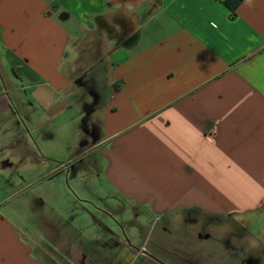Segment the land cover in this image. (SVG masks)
<instances>
[{"label":"crops","instance_id":"0c3cea01","mask_svg":"<svg viewBox=\"0 0 264 264\" xmlns=\"http://www.w3.org/2000/svg\"><path fill=\"white\" fill-rule=\"evenodd\" d=\"M227 1L0 0V264H264V0Z\"/></svg>","mask_w":264,"mask_h":264},{"label":"rangeland","instance_id":"374dc122","mask_svg":"<svg viewBox=\"0 0 264 264\" xmlns=\"http://www.w3.org/2000/svg\"><path fill=\"white\" fill-rule=\"evenodd\" d=\"M104 81L102 80H98V82L96 81V79L94 78H83L80 80V83L83 84L84 86V93H82L81 95V102L82 103H88L85 104V110L87 112L86 114V123L89 125L88 128L93 129L94 131V138H98L99 136V124H100V114H101V110L103 107V103L105 101L106 95L103 93L104 92ZM101 166V164L99 165V167ZM98 182H103L105 183V181L98 175H90V174H86V175H82L81 179L79 181H81L80 183H82V185H87L90 182H94L96 181ZM72 186L69 187L68 189L70 190L71 194L73 197L76 196V194H78V190L75 187V177L74 174H72L71 179H70ZM10 190V189H9ZM12 192V191H9ZM10 194V193H9ZM29 196V191H20L18 193H16L14 196H12L11 198H9L6 201V205L9 208H13L14 210H16V212L22 215H24L27 219L29 224L32 222V208L30 204H27L28 201V197ZM114 220V219H113ZM209 226V227H208ZM223 224L222 222L218 224L214 223H210V222H202L201 223V228H202V233L203 232H207L208 229L216 232L219 231L220 229H222ZM253 230V229H252ZM252 255V259H253V264H263V256H260L258 254H256L255 252Z\"/></svg>","mask_w":264,"mask_h":264},{"label":"trees","instance_id":"16d2710c","mask_svg":"<svg viewBox=\"0 0 264 264\" xmlns=\"http://www.w3.org/2000/svg\"><path fill=\"white\" fill-rule=\"evenodd\" d=\"M241 1H243V0H228L226 2V5L231 11H234L237 8V6L240 4Z\"/></svg>","mask_w":264,"mask_h":264}]
</instances>
